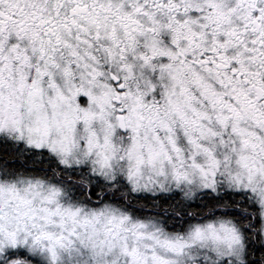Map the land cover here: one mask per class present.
<instances>
[{"label":"snow or ice","instance_id":"6c2138e0","mask_svg":"<svg viewBox=\"0 0 264 264\" xmlns=\"http://www.w3.org/2000/svg\"><path fill=\"white\" fill-rule=\"evenodd\" d=\"M0 264H264V0H0Z\"/></svg>","mask_w":264,"mask_h":264}]
</instances>
